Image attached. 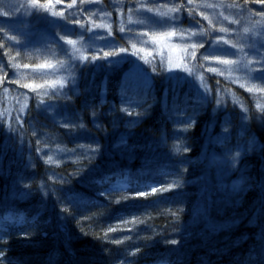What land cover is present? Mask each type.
Instances as JSON below:
<instances>
[{
    "label": "trees",
    "instance_id": "trees-1",
    "mask_svg": "<svg viewBox=\"0 0 264 264\" xmlns=\"http://www.w3.org/2000/svg\"><path fill=\"white\" fill-rule=\"evenodd\" d=\"M113 35L121 58L87 51L48 103L30 91L21 110L16 88L0 92V264H264L263 83L247 91L210 73L202 46L204 91ZM2 37L0 76L11 54L41 63ZM12 72L17 90L34 80ZM235 142L255 147L219 177L221 151L206 145Z\"/></svg>",
    "mask_w": 264,
    "mask_h": 264
},
{
    "label": "rangeland",
    "instance_id": "rangeland-1",
    "mask_svg": "<svg viewBox=\"0 0 264 264\" xmlns=\"http://www.w3.org/2000/svg\"><path fill=\"white\" fill-rule=\"evenodd\" d=\"M181 3L200 14L207 26L193 20L194 13L184 22ZM0 5L4 41L11 48L43 57L37 65H25L11 54L12 71L34 77L33 81L19 82L18 90L11 84L12 71L0 76L4 100L14 87L22 94V109L30 91L47 103L52 94L62 93L74 80L75 68L87 51H110L111 60L120 59V54L115 55L119 44L114 40V29L135 49L157 53L170 76L193 79L204 91L208 88L206 79L194 59L202 46L201 61L210 73L247 91H263L264 79L258 77H264V0H0ZM133 77L139 80L142 76ZM253 147L252 142H235L230 147L207 143L205 152L212 158L215 150L221 151L216 173L225 177L235 169L242 152ZM238 183L239 176L232 184ZM236 189L230 188L231 192ZM234 193L226 197L228 203L234 201Z\"/></svg>",
    "mask_w": 264,
    "mask_h": 264
},
{
    "label": "snow or ice",
    "instance_id": "snow-or-ice-1",
    "mask_svg": "<svg viewBox=\"0 0 264 264\" xmlns=\"http://www.w3.org/2000/svg\"><path fill=\"white\" fill-rule=\"evenodd\" d=\"M149 11H151V9H149ZM53 14L55 15L56 13H53ZM69 43H71V41ZM105 55H108V54L106 53ZM223 63H229V61H223ZM258 78L264 79V77H258ZM249 90L251 91V89H249ZM21 110H23V109H21ZM49 162H51V158H49Z\"/></svg>",
    "mask_w": 264,
    "mask_h": 264
}]
</instances>
